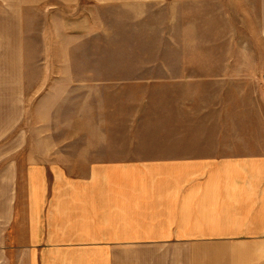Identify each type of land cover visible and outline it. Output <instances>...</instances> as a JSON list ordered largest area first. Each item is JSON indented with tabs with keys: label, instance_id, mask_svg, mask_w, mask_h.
<instances>
[{
	"label": "crops",
	"instance_id": "crops-1",
	"mask_svg": "<svg viewBox=\"0 0 264 264\" xmlns=\"http://www.w3.org/2000/svg\"><path fill=\"white\" fill-rule=\"evenodd\" d=\"M54 1L81 4L0 0V44L16 42L1 34L11 25L7 12ZM96 1L107 3L112 25L129 28L127 36L167 11L175 25L188 7L191 27L204 13L209 49L190 57L206 65L187 71L161 63L177 77L157 89L191 92L175 103L172 118L161 117L173 130L128 131L126 147L115 146L108 132L47 146L46 159L22 174L9 158L0 170V264H264V0ZM13 50L7 57L14 67L2 69L0 90L13 83L16 92L22 57ZM10 97L0 112V137L21 124V98ZM21 151V140L0 147L4 155Z\"/></svg>",
	"mask_w": 264,
	"mask_h": 264
},
{
	"label": "rangeland",
	"instance_id": "rangeland-1",
	"mask_svg": "<svg viewBox=\"0 0 264 264\" xmlns=\"http://www.w3.org/2000/svg\"><path fill=\"white\" fill-rule=\"evenodd\" d=\"M109 13L107 3L81 0L80 5L70 8L54 1L7 12L12 18L4 15V22L11 25L3 26L1 34L16 42L0 44V79L7 76H2V69L15 61L7 57L13 56L14 47L16 57L20 49L22 75L20 91L14 92L13 83L8 85L11 89L4 90L1 83L0 112L8 109L3 102H13L10 95L20 96L22 118L18 128L0 137V147L18 145L21 140L22 151L15 156L0 154L1 171L11 158L16 159L22 174L31 163L46 159L45 147L61 142L76 145L108 132L116 137L115 146L126 147L128 131L173 130V123L161 122V117L172 118L175 103L188 99L191 92L157 89V85L166 86L161 85L163 79L177 77L167 73L161 63L174 68L175 62L187 71L191 66L205 67V59L190 57L192 51L209 49L204 13L191 27L188 7H183L181 20L174 19L177 25H170L173 11H167L157 20L151 17L139 22L128 36L129 28L113 26ZM126 51L128 59L124 58ZM164 51L182 56L156 57ZM141 54L149 57H134ZM81 82L91 85L87 90L75 85ZM126 84L134 89L127 90ZM141 146L134 144L135 148Z\"/></svg>",
	"mask_w": 264,
	"mask_h": 264
}]
</instances>
